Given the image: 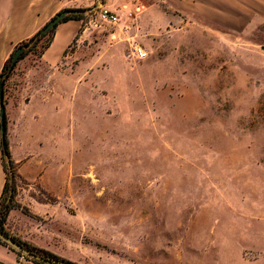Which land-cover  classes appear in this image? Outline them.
Instances as JSON below:
<instances>
[{
	"label": "rangeland",
	"instance_id": "374dc122",
	"mask_svg": "<svg viewBox=\"0 0 264 264\" xmlns=\"http://www.w3.org/2000/svg\"><path fill=\"white\" fill-rule=\"evenodd\" d=\"M156 6L127 5L115 24L98 17L103 7L79 8L60 62L73 106L43 109L35 136L18 107L50 82L39 58L52 37L11 70L3 102L16 107V163L4 162L1 206L12 195L18 229L6 218L2 232L28 250L22 236L49 245L51 230H66L57 222L77 220L119 264H264V24L227 36L171 12L168 25ZM135 46L146 58L132 56ZM4 126L7 141L6 115ZM26 200L50 204L58 220L33 216ZM5 247L20 264H41Z\"/></svg>",
	"mask_w": 264,
	"mask_h": 264
},
{
	"label": "crops",
	"instance_id": "0c3cea01",
	"mask_svg": "<svg viewBox=\"0 0 264 264\" xmlns=\"http://www.w3.org/2000/svg\"><path fill=\"white\" fill-rule=\"evenodd\" d=\"M158 1H161L162 5L165 6V10H161V12L164 13L168 25L169 12L183 24L189 21L196 24H208L216 33L227 36L245 35L250 33L251 30H259L264 24V0H0V73L14 48L19 43L34 36L49 20L64 9L100 6L118 14L128 5L134 6L139 13L143 10L158 12L159 9L156 6ZM149 28H154V25L147 24L146 29ZM80 29L81 21L79 20H68L57 24L53 30L51 42L39 58L41 65L52 70L49 75L50 82L45 87L34 86L33 90L27 94V101H23L18 107V109H21V120H29L30 127H33L32 133L34 132V136L36 126L39 125V118H42L43 109L58 110L62 108L67 110L73 106L71 99L73 86L71 82L68 83L69 79L66 72L60 68V62ZM21 61L19 60L17 64ZM30 73H35V70L33 72L29 70L26 77ZM26 88V86H23L20 90ZM45 93L46 95H44ZM10 103L11 101H8L4 107L8 121L7 142L11 159L16 163V160H14L16 156L14 153V138L11 136L10 131L11 125L17 117L15 116L16 107H11ZM23 168L24 163L21 162V173H23ZM6 179L0 151V198L3 195ZM22 203L28 206V211L35 217L45 218L51 216L52 221L58 220L53 217L52 213H49L48 205L50 204L36 201V205H33L27 200ZM16 213L11 210L8 213L7 222L18 229V225L11 220L17 215ZM25 219V214L21 213L22 224L25 223ZM31 220L33 219L31 218ZM74 221H72V224L70 222L65 224L57 222V227L63 226L66 230L58 229L57 233H52L53 230H51L49 232L51 244L49 245L46 241L41 242L38 239L40 237L35 235L27 234L22 236L21 239L76 264H119L113 254L108 255L104 246L96 245L97 240L91 238L93 236L91 235L92 227L89 223L78 224ZM33 227L37 231L40 230L37 225ZM41 229L45 228L41 226ZM0 253V261L4 264H20L17 262L15 255L7 252L6 247L1 244ZM121 259L119 258V260ZM240 262L246 264L244 260ZM166 264H171V262L167 261ZM177 264L198 263L183 260Z\"/></svg>",
	"mask_w": 264,
	"mask_h": 264
},
{
	"label": "trees",
	"instance_id": "16d2710c",
	"mask_svg": "<svg viewBox=\"0 0 264 264\" xmlns=\"http://www.w3.org/2000/svg\"><path fill=\"white\" fill-rule=\"evenodd\" d=\"M76 10V13L74 14H71V15H68L64 21H68V20H81L83 18L82 16V12L84 10L82 9H75ZM63 21V22H64ZM53 30H50L47 34H45L42 38H40L37 42H34V38L35 36L38 34V32L32 36L31 38L19 43L15 48L14 50L12 51V53L9 55L8 59L5 61L4 63V66L2 68V72L0 73V78L1 77H4L3 79V84H4V81L6 80V78L9 77L11 71L8 70V66L10 65L11 63V60H12V56L14 54V52L21 48V47H24V52L23 54L20 56L19 60H22L23 58H25L28 53L32 50L31 48L33 47H36L39 42L46 36H51L52 37V33H53ZM48 47V45L45 47V49ZM18 60V61H19ZM16 65V64H15ZM15 67V66H14ZM13 67V69H14ZM12 69V70H13ZM0 151H1V159H2V163H3V167L5 169V164L4 162L5 161H10L11 162V159H10V154H9V149H8V144H7V141H6V138H5V141H4V146H2V142L0 140ZM5 173H6V170H5ZM7 189V182L5 183V187H4V191H3V194L4 192L6 191ZM3 197V195H2ZM2 197L0 198V230L2 231V223L6 220L7 216H8V213L9 211L14 208L13 205L11 204V201H12V195H11V198L8 202L4 203L2 206H1V201H2ZM0 244L6 246L4 243H2L0 241ZM26 246V244L24 245ZM26 248L29 250L30 253L34 254V252L36 253H41L40 254V257L43 259L40 263L41 264H76V263H73V262H70V261H67V260H64V259H59L58 257L54 256L53 254L47 252V251H44L42 249H38L36 247H33V246H29L27 245Z\"/></svg>",
	"mask_w": 264,
	"mask_h": 264
},
{
	"label": "water",
	"instance_id": "95a60500",
	"mask_svg": "<svg viewBox=\"0 0 264 264\" xmlns=\"http://www.w3.org/2000/svg\"><path fill=\"white\" fill-rule=\"evenodd\" d=\"M76 13L75 9H64L58 12L51 20H49L41 30H39L38 34L34 38V42H37L40 38H42L45 34H47L50 30L55 28L57 24L63 22L68 15ZM24 52V47L17 49L13 56L10 65L8 66V70L11 71L15 64L18 62L20 56ZM3 79L0 78V139L2 142V146H4L5 141V108L3 102ZM0 241L4 243L7 247L13 249L16 252L25 255L26 257L41 262L43 259L40 256L30 253L28 250L24 249L21 245H19L16 241H14L11 237L6 235L4 232L0 230ZM0 264H4L0 262Z\"/></svg>",
	"mask_w": 264,
	"mask_h": 264
},
{
	"label": "built area",
	"instance_id": "2783aa9c",
	"mask_svg": "<svg viewBox=\"0 0 264 264\" xmlns=\"http://www.w3.org/2000/svg\"><path fill=\"white\" fill-rule=\"evenodd\" d=\"M98 17L103 21L113 23V24H115L118 21L116 14L111 12L107 8L100 9V11L98 13ZM131 54L134 58H136L138 60H142V59L146 58V55H147L146 52L143 50V48H141L139 46L133 47Z\"/></svg>",
	"mask_w": 264,
	"mask_h": 264
}]
</instances>
